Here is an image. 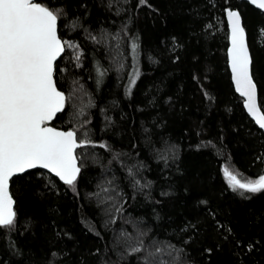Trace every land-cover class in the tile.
<instances>
[{
	"label": "trees",
	"instance_id": "trees-1",
	"mask_svg": "<svg viewBox=\"0 0 264 264\" xmlns=\"http://www.w3.org/2000/svg\"><path fill=\"white\" fill-rule=\"evenodd\" d=\"M37 1L65 43L55 79L67 100L53 124L91 143L77 151L75 190L40 169L12 178L17 216L0 227V264H144L119 247V229L162 249L164 264H264V191L245 199L225 175L264 174V132L231 79L225 9L242 13L263 111L264 13L242 0ZM78 87L89 102L76 121ZM101 182L122 200L112 225L92 196ZM206 208L253 250L221 239Z\"/></svg>",
	"mask_w": 264,
	"mask_h": 264
},
{
	"label": "snow or ice",
	"instance_id": "snow-or-ice-1",
	"mask_svg": "<svg viewBox=\"0 0 264 264\" xmlns=\"http://www.w3.org/2000/svg\"><path fill=\"white\" fill-rule=\"evenodd\" d=\"M264 10V0H250ZM141 5L151 7L148 0ZM231 27V70L236 90L247 98V110L264 129V112L257 105L256 84L251 75L252 59L246 43L245 28L238 10L226 9ZM58 15L36 0H0V227L12 228L17 213L9 191L14 176L30 169H47L64 184L74 186L81 171L76 149L91 143L78 142L77 132L59 131L48 126L65 109L67 97L59 91L54 79L56 61L65 50L57 32ZM71 46V45H69ZM137 46L133 45L135 50ZM103 73H101L102 75ZM134 82V81H133ZM233 191L260 193L264 191V175L256 180L242 181L225 169ZM205 206L207 201H201ZM214 221V230L221 239L245 254L254 243L245 244L230 227L215 220V213L206 208ZM197 230L196 225H191ZM256 243H259L258 241ZM211 253L212 249L207 250ZM146 252L144 264H154L162 249L147 251L142 240L128 245V254ZM239 257L240 252H235Z\"/></svg>",
	"mask_w": 264,
	"mask_h": 264
},
{
	"label": "rangeland",
	"instance_id": "rangeland-1",
	"mask_svg": "<svg viewBox=\"0 0 264 264\" xmlns=\"http://www.w3.org/2000/svg\"><path fill=\"white\" fill-rule=\"evenodd\" d=\"M66 47L70 51L74 49L72 44L69 42L66 44ZM117 58L115 57V60H117ZM118 64L119 63H117V67H119ZM70 99L74 107L73 109L71 108L73 112L71 114V117L73 120L79 121V119H81L83 115L82 110L89 102V96L82 87L81 88L78 87L72 90V95H70ZM92 196L94 197V199H96L98 203L102 205L103 215L106 224L109 225L114 224L116 219L118 218V214L122 206V200L119 193L116 192L115 189H112L107 182H101L100 184L97 185L96 191L95 193L92 194ZM115 233L116 234L114 237L116 239V242L119 244V247L126 252H128L129 244H135L137 242L132 235H127L126 232L123 231L122 229L116 230ZM164 254L165 252L162 251L161 255L159 256H162ZM145 255L146 252H144V256ZM154 264H164V260H162L161 257H159L158 260H154Z\"/></svg>",
	"mask_w": 264,
	"mask_h": 264
},
{
	"label": "water",
	"instance_id": "water-1",
	"mask_svg": "<svg viewBox=\"0 0 264 264\" xmlns=\"http://www.w3.org/2000/svg\"><path fill=\"white\" fill-rule=\"evenodd\" d=\"M242 1H245V2H248L249 4H251V2H250V0H242ZM36 2H38L37 0H36ZM39 3V2H38ZM41 4V3H40ZM42 6H45V5H43V4H41ZM252 6H254L255 8H257V9H259L256 5H253V4H251ZM45 7H47V6H45ZM49 8V7H48ZM228 8H231V7H228ZM228 8H226V9H228ZM50 9V8H49ZM226 9H225V18H226V21H227V25H228V29H229V46H228V51H227V54H228V66H229V70H230V73H231V79H232V82H233V84H234V86H235V81H234V78H233V73H232V70H231V56H230V49H231V27H230V24H229V22H228V19H227V15H226ZM231 9H233V10H238L239 12H240V14H241V18H242V25H243V27L245 28V34H246V43H247V45H248V49H249V54H250V56H251V59H252V55H251V51H250V47H249V43H248V34H247V30H246V27H245V24H244V19H243V16H242V13H241V11L239 10V9H234V8H231ZM51 10V9H50ZM261 12H263L264 13V10H262V9H259ZM57 32H58V36L60 37V39L63 41V39L61 38V36H60V34H59V29L57 28ZM64 42V41H63ZM64 52H65V50H64ZM64 52L61 54V56L64 54ZM60 56V57H61ZM60 57L58 58V60L60 59ZM57 60V61H58ZM57 61H56V63H57ZM252 65H253V59H252V64H251V75H252V78H253V81H254V83L256 84V90H257V105H258V107L261 109V111L262 112H264L263 111V109L261 108V105H260V102H259V92H258V87H257V83L255 82V79H254V76H253V71H252ZM54 79H55V74H54ZM56 80V79H55ZM56 85H57V83H56ZM57 88H58V90L59 91H62L64 94H65V96H66V93L62 90V89H60L59 87H58V85H57ZM235 88H236V86H235ZM237 91V90H236ZM237 93L240 95V96H242L241 94H240V92H238L237 91ZM243 97V99H244V106H245V109H246V111H247V113L249 114V116L252 118V120L255 122V124L259 127V125L256 123V118L255 117H253L249 112H248V110H247V98L246 97H244V96H242ZM66 105V104H65ZM58 114H60V113H58ZM57 114V115H58ZM57 117V116H56ZM53 121H54V119L52 120V121H50L49 122V124H48V126H50V127H53V128H56L57 130H59V131H72V130H74V129H72V128H62V127H57V126H55L54 124H53ZM260 128V127H259ZM263 132H264V129H261ZM78 136V135H77ZM78 142H80L79 141V139H78ZM78 149L79 148H77L76 149V154H77V151H78ZM77 157H78V160H77V163H78V166L80 167V169H81V164H80V160H79V156H78V154H77ZM30 170H34V169H30ZM30 170H28V171H30ZM40 170H43V171H45V172H47V173H49V174H51V175H53V176H55V174L54 173H51L49 170H47V169H40ZM27 171V172H28ZM81 172V171H80ZM26 173V172H25ZM24 174V173H23ZM18 175H21V174H18ZM79 175H80V173H79ZM79 175H78V177H79ZM264 175V174H263ZM56 177V176H55ZM77 177V178H78ZM56 178H58V177H56ZM59 179V178H58ZM60 180V179H59ZM61 181V180H60ZM62 183H64L63 181H61ZM9 191H10V193L12 194V192H11V181H10V184H9ZM12 196H13V194H12ZM13 198H14V196H13ZM14 200H15V198H14ZM14 208H15V211H16V200H15V205H14Z\"/></svg>",
	"mask_w": 264,
	"mask_h": 264
}]
</instances>
